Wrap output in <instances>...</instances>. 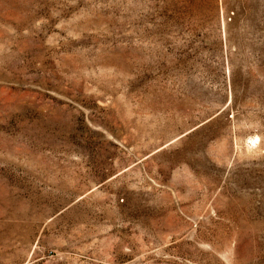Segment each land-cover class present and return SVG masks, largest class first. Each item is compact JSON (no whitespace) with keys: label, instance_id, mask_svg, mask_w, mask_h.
Returning <instances> with one entry per match:
<instances>
[{"label":"rangeland","instance_id":"rangeland-1","mask_svg":"<svg viewBox=\"0 0 264 264\" xmlns=\"http://www.w3.org/2000/svg\"><path fill=\"white\" fill-rule=\"evenodd\" d=\"M0 264H264V0H0Z\"/></svg>","mask_w":264,"mask_h":264}]
</instances>
